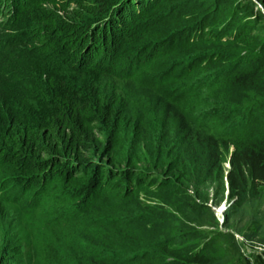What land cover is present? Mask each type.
Masks as SVG:
<instances>
[{
    "label": "trees",
    "instance_id": "trees-1",
    "mask_svg": "<svg viewBox=\"0 0 264 264\" xmlns=\"http://www.w3.org/2000/svg\"><path fill=\"white\" fill-rule=\"evenodd\" d=\"M1 3L0 264H236L224 177L264 240V0Z\"/></svg>",
    "mask_w": 264,
    "mask_h": 264
},
{
    "label": "rangeland",
    "instance_id": "rangeland-1",
    "mask_svg": "<svg viewBox=\"0 0 264 264\" xmlns=\"http://www.w3.org/2000/svg\"><path fill=\"white\" fill-rule=\"evenodd\" d=\"M3 8H8L3 6V3L0 4V10H2ZM3 13L7 14V11L4 9ZM5 14H2L5 15ZM1 17V16H0ZM232 151V147H228L226 152L224 153V158L225 160L222 162V171H223V177L226 174V170L229 167V156L230 153ZM224 181V186H223V190L222 192H219L216 197L217 199H219L218 204H212V200L208 201V204L211 206V209L213 210L218 223H219V229L221 231H232L233 232V236H234V243L237 244V247H239V252L236 254V264H244V260L248 261L251 264H255V257L259 258L260 260L264 259V240H262L260 237L258 236H253L252 234L248 235V236H244L243 233H247L245 231V229H243L242 231L236 230V228H241L242 225L245 224L246 220H247V216L242 215V214H238L241 217V220L239 218L238 215H236V217H232L234 214H232V218L231 220L228 222L227 226H221V223L223 221L224 218V210L225 208L228 206L229 202H231V200L228 197V189H227V182L225 177L223 178ZM215 188L213 189L212 186L209 187V197H213V193H214ZM221 198V199H220ZM217 201V200H215ZM224 205V208L222 209V213L221 216L220 211L218 212V209ZM221 210V209H220ZM260 213V218H262L263 214H261V211L264 212V196L262 198V200L259 203V210ZM222 220V221H221ZM243 258V259H242ZM241 259V260H240Z\"/></svg>",
    "mask_w": 264,
    "mask_h": 264
},
{
    "label": "bare ground",
    "instance_id": "bare-ground-1",
    "mask_svg": "<svg viewBox=\"0 0 264 264\" xmlns=\"http://www.w3.org/2000/svg\"><path fill=\"white\" fill-rule=\"evenodd\" d=\"M220 209H221V210H220ZM219 211H220V214H219V215L221 216V213H222V212H221V211H222V206L218 209V212H219ZM221 221H222V220H221Z\"/></svg>",
    "mask_w": 264,
    "mask_h": 264
},
{
    "label": "water",
    "instance_id": "water-1",
    "mask_svg": "<svg viewBox=\"0 0 264 264\" xmlns=\"http://www.w3.org/2000/svg\"><path fill=\"white\" fill-rule=\"evenodd\" d=\"M224 208V205H222V209Z\"/></svg>",
    "mask_w": 264,
    "mask_h": 264
}]
</instances>
